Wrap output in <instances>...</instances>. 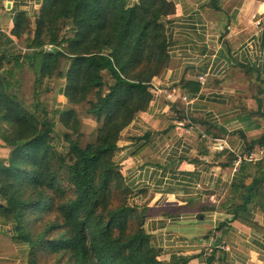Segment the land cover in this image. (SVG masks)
Segmentation results:
<instances>
[{
  "label": "trees",
  "instance_id": "trees-1",
  "mask_svg": "<svg viewBox=\"0 0 264 264\" xmlns=\"http://www.w3.org/2000/svg\"><path fill=\"white\" fill-rule=\"evenodd\" d=\"M174 13L170 0H43L35 27L25 14L17 17L13 35L30 52L0 49V139L10 149L0 159V216L14 223L12 239L28 246L30 264H164L144 211L128 202L115 154L168 65L167 18ZM25 68L35 75L33 102L21 95ZM54 79L64 81L72 107L41 102ZM75 106L98 123L85 146ZM58 123L62 150L54 141ZM255 145L264 146V131L247 143ZM239 170L247 180L228 191L229 212L264 232L251 220L254 208L264 215V158L243 160Z\"/></svg>",
  "mask_w": 264,
  "mask_h": 264
},
{
  "label": "crops",
  "instance_id": "crops-1",
  "mask_svg": "<svg viewBox=\"0 0 264 264\" xmlns=\"http://www.w3.org/2000/svg\"><path fill=\"white\" fill-rule=\"evenodd\" d=\"M170 1L168 65L115 154L128 202L144 211L164 264H264V232L233 219L226 204L233 183L246 179L237 157L264 158V146L247 147L264 131V0ZM42 5L0 0L1 50L30 52L13 30L22 13L35 27ZM64 98L61 85L57 99ZM9 153L0 139V159ZM251 220L264 226L257 208ZM0 231L12 238L14 223L0 216Z\"/></svg>",
  "mask_w": 264,
  "mask_h": 264
},
{
  "label": "rangeland",
  "instance_id": "rangeland-1",
  "mask_svg": "<svg viewBox=\"0 0 264 264\" xmlns=\"http://www.w3.org/2000/svg\"><path fill=\"white\" fill-rule=\"evenodd\" d=\"M21 41L22 42L18 44L23 45L22 48L24 49V39H22ZM49 47L52 48L53 46L46 45L47 49ZM34 80L35 75L33 71L25 68L22 73L21 95L28 102H33ZM63 83L64 81L60 79H54L52 81L50 80L46 83L45 90L40 93V100L46 107L54 108L53 104L56 103L62 104V108L72 107L66 97L64 98L63 102H60L57 99L58 88L63 85ZM75 108L79 111L83 123L79 141L82 146H85L95 138V130L98 126V123L84 113V107L75 106ZM62 132H64L63 126L58 123L55 127L54 141L56 142L60 150H62L63 147L62 138H64V133ZM29 258V248L27 245L15 243L11 236L0 231V261L2 264H30Z\"/></svg>",
  "mask_w": 264,
  "mask_h": 264
},
{
  "label": "built area",
  "instance_id": "built-area-1",
  "mask_svg": "<svg viewBox=\"0 0 264 264\" xmlns=\"http://www.w3.org/2000/svg\"><path fill=\"white\" fill-rule=\"evenodd\" d=\"M48 49L51 50L52 48L49 47ZM221 147H223V146H221ZM243 160H250V161H252V160H256V158L252 154L249 155V156H238L237 159H236V161H235V165L238 167ZM221 247L222 248H225V246H223V245Z\"/></svg>",
  "mask_w": 264,
  "mask_h": 264
}]
</instances>
